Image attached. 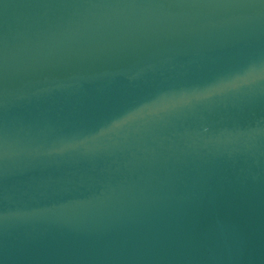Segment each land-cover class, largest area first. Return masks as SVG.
Instances as JSON below:
<instances>
[{
	"label": "water",
	"instance_id": "water-1",
	"mask_svg": "<svg viewBox=\"0 0 264 264\" xmlns=\"http://www.w3.org/2000/svg\"><path fill=\"white\" fill-rule=\"evenodd\" d=\"M0 264H264V0H0Z\"/></svg>",
	"mask_w": 264,
	"mask_h": 264
}]
</instances>
